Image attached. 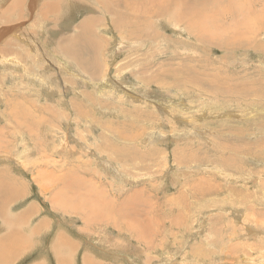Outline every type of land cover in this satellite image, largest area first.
Masks as SVG:
<instances>
[{"label":"rangeland","instance_id":"rangeland-1","mask_svg":"<svg viewBox=\"0 0 264 264\" xmlns=\"http://www.w3.org/2000/svg\"><path fill=\"white\" fill-rule=\"evenodd\" d=\"M169 12L0 0V264H264L262 20Z\"/></svg>","mask_w":264,"mask_h":264},{"label":"bare ground","instance_id":"bare-ground-1","mask_svg":"<svg viewBox=\"0 0 264 264\" xmlns=\"http://www.w3.org/2000/svg\"><path fill=\"white\" fill-rule=\"evenodd\" d=\"M252 2L254 0H167V6H163L161 0H94V5L101 8L103 15L110 18L109 20L112 22V25L116 23L120 24L118 27L115 24L117 28L130 29L131 31L127 33L130 39H133V35L137 36L141 28L152 26L145 24L146 22L150 23L151 18L167 15L170 10L171 16L169 19L172 18L174 23L177 24L181 20L187 29L193 26V28L197 29L196 33L202 41V36L206 33L204 28L208 30L207 32H211V27L208 24H215L219 20V15L223 9L236 11V14L228 18L227 22L232 23L233 21L240 20L241 23L247 26L251 22L257 24L262 20L263 25L260 28L263 29L264 0ZM262 2L263 5L261 6ZM172 7L175 8L172 9ZM87 24V20H85L79 26V33L76 35L77 51L73 54L71 51L67 52L68 57H72L74 61L79 62L80 69L84 70H88V62L92 61V56L89 53L92 52L95 43L93 38L83 33ZM199 25L200 27L198 28ZM245 39L248 41V38L245 37H243L242 41ZM238 45L241 46L240 43ZM261 48L260 50L263 51L264 43L261 44ZM88 73H94L93 67L89 68ZM155 80L158 82L157 79ZM2 206L3 204L0 203V214L4 210ZM2 219L6 222L10 220L6 218Z\"/></svg>","mask_w":264,"mask_h":264}]
</instances>
